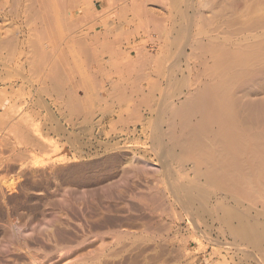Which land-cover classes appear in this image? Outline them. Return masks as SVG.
I'll return each mask as SVG.
<instances>
[{
    "label": "rangeland",
    "instance_id": "obj_1",
    "mask_svg": "<svg viewBox=\"0 0 264 264\" xmlns=\"http://www.w3.org/2000/svg\"><path fill=\"white\" fill-rule=\"evenodd\" d=\"M136 1L0 0V264H264L263 238L182 200L193 164L168 147L159 94L137 91L159 78L179 103L173 78L197 68L181 54L189 29L219 39L209 73L239 57L264 88V0Z\"/></svg>",
    "mask_w": 264,
    "mask_h": 264
},
{
    "label": "bare ground",
    "instance_id": "obj_2",
    "mask_svg": "<svg viewBox=\"0 0 264 264\" xmlns=\"http://www.w3.org/2000/svg\"><path fill=\"white\" fill-rule=\"evenodd\" d=\"M131 4H132V2H131ZM134 5H135V3H134ZM131 7H135V6H131ZM45 10H46V8H45ZM130 11H132V10H130ZM132 12L134 13V11H132ZM141 14H142V12L139 15H141ZM137 15H138V12H137ZM152 16H153V14H152ZM121 17H122V15H121ZM135 17H139V16H136V14H135ZM201 17H203V16H201ZM149 19L150 18H148V20ZM150 22H148V23H150ZM144 23H143V25H144ZM201 23H203V22H201ZM205 23H207V22H205ZM158 25L162 26L160 23ZM158 25L157 26L155 25L156 28H158ZM189 28H191V27H189ZM183 29H184V27H183ZM183 29H182V31H183ZM180 30H181V28H180ZM186 30H188V28ZM189 30H188V32L190 33L191 31H189ZM183 32H185V31H183ZM188 32L185 35V37L183 38V37H181L182 32L180 31V33H181L180 38H182V40L184 39L183 42H185V44L182 43V45L184 44V47L187 46V48L184 49V52L181 54L184 55L186 60H189L188 58H190V60L192 59V62L194 60V64L197 65L196 66L197 68H194L193 67L194 65L193 66L187 65L185 67L187 69V71L190 72V75L192 73L196 72L195 74H193L195 76L192 75L195 78H187L186 79V78H183V76H181L182 78H180V79L178 78L179 80L177 78H173V80L176 79L177 84H181L180 86H183L182 89L180 86H178V87H180L179 88L180 90H179L178 95H176V96L182 97L180 100L178 99L179 103L178 104H173V103L164 104V100H165L164 97H166L168 95H166L167 94L165 92L166 89H162L164 84H163L162 80H160L159 78H156V79L148 78L146 81L140 82L138 85L139 87L137 89L138 94L141 96H145L147 99H149L151 96L155 97V95L159 94L158 95L159 97L157 96L158 97L157 102H156V100L154 101V102H156L155 103L156 108L155 109L153 108V109L155 110V114H159L162 112L165 115L164 122L166 124V130L163 133V136L167 138L166 141H167L168 147L171 150H173L174 153L171 151L173 153V157L175 154L174 150L178 149L179 153H176L177 155L176 154L175 155L179 156L178 154H180V158L182 161L183 160H184V162L188 161V162H191V164H193V167H192L193 169H191L193 171L192 172L193 173V175H192L193 179H190L193 182L192 183L191 182L184 183L183 185H181V189L179 187V190L181 191L182 196H184L182 198V200L185 199L184 200L185 203H189L191 206L197 205L201 208H204L206 205L211 204L212 208L216 209L217 211H221L224 213L223 215L216 217L219 222L222 221V223L230 224V222H232L234 220L237 221L238 222L237 224H239V227L237 229V233H236V231H232V232H235L236 236L238 235L237 237L244 239V241L246 240L248 242L249 241L254 242L256 240H259V238L264 239V237H263L264 236V221H263L264 219L261 220L262 217L264 218V88H263L262 84L259 83V80L261 78L241 77L243 72L245 70H248V69H244L245 66H242V64L245 62L243 60H241L242 58H239V57L236 58V60L233 63L229 61L228 63H226L225 66H223V67L220 66L223 61H224L223 63L226 62V58H227L226 57L225 60H223L220 65L217 64V66L221 67V71H220L221 73L218 74V77L216 74H215L216 76H213L212 72L209 73L207 71V70H209L208 69L209 63L207 61H209V60H207L208 57H205V56H206V54L210 53L211 50H212V52H211L212 56H213V53H219V52H217L218 48L216 49L217 51L213 52L212 48L214 47V49H215V47H216L215 43H214V45H211L209 43L210 41H212L211 39H213V40H215V39L211 37L210 39H208L210 41L203 42L202 40L200 41V39L203 37H201V38L199 37L200 39H198V40L196 39V40L191 41L190 39H192V38L189 39ZM148 33L150 34V32L143 30L142 34L145 35V37L149 39V37L151 35L148 36ZM178 33H179V31H178ZM208 33H210V32H208ZM190 34H194V33L192 32ZM200 34H203V32H201ZM136 36H138V35L133 36L134 39L136 38ZM38 37H39V35H38ZM40 37H41V35H40ZM229 38L226 37V39H229ZM237 40H236V42H237ZM152 41L153 40H151V42ZM215 41L218 42L219 39H217ZM222 41H224V39H222ZM238 41L240 42L241 40H238ZM242 41H244L246 43L245 39ZM32 42H34V40ZM226 42H228V40H226ZM255 43H257L256 40H255ZM244 44L242 43L243 46H244ZM246 44H249V43H246ZM251 44L253 45V42H251ZM230 45H232V44H230ZM252 45H251V47H252ZM221 46H219V47H221ZM232 46L236 47L235 45H232ZM246 46H248V45H246ZM33 47L34 46L32 45V48ZM175 47H176V45H175ZM225 47H226V49H223L222 51L227 50V45H225ZM239 47H241V46H237L238 49H239ZM249 47H247V48H249ZM253 47L255 48V46H253ZM254 48H252L253 51H254ZM256 48H257V52H258L259 46H256ZM49 49H50V47H49ZM228 49L230 51H228V50L227 51L231 53V56H233L232 52L234 50L232 51L231 48H228ZM240 49L243 50L244 48H240ZM136 50H139V49H136ZM249 50H251V49H249ZM179 52H181V51H179ZM239 52H240V50H239ZM226 53H225V55H226ZM244 53H246V51H244ZM248 53L251 54V52H248ZM248 53H246V54H248ZM44 54H46V52H44ZM252 54H253V52H252ZM252 54L251 55L248 54V55L251 57V56H253ZM255 54H258V53H255ZM221 55L223 56V54H221ZM221 55H219V56H221ZM234 55H237V54H234ZM242 55H243V53H242ZM41 56H43V55H41ZM140 57H142V56H140ZM224 57H222V58L224 59ZM250 57L247 56V58H249V60L251 59ZM142 58H144V57H142ZM233 58H235V57H233ZM244 58H246V56ZM230 59H227V61ZM233 60L234 59H232V61ZM247 60L248 59H246L245 61H247ZM249 60L247 62H249ZM177 61L179 62V59ZM219 61H221V60H219ZM256 61H258V57H256V56L252 57L253 64ZM137 62H139V61H137ZM252 62H251V64H252ZM190 64H193V63H190ZM246 65L249 66L250 64H246ZM75 67H76V65H75ZM214 69H215V67H214ZM212 70L210 68V71H212ZM127 71H129V70H127ZM129 72L131 74L132 71H129ZM247 72H245V73H247ZM181 73L182 72H180V74ZM251 73H253V72H251ZM125 74H126V71H125ZM130 74H129V76H130ZM134 74H135V72H134ZM169 75H171V74H169ZM123 76H125L126 79L129 78L127 74L122 75V77ZM122 77H120V79ZM249 77H251V76H249ZM126 79H124V77H123V81ZM141 79H142V77H141ZM166 80H167V75H166ZM263 80H264V78H263ZM130 81H132V80H130ZM178 81H179V83H178ZM260 81H262V80H260ZM171 82H172V80H171ZM166 83L168 84V82H166ZM169 85H166V88L169 87ZM122 87H125V85ZM119 88H120V86H119ZM171 93H172V91H171ZM171 93L169 92V95ZM172 96H173V94H172ZM170 97L171 96H169V101L172 102L173 99H172V97L170 99ZM146 107H148V106H146ZM148 109H151V107ZM152 110H150V111H152ZM148 111L149 110H147V112ZM166 141H165V143H166ZM137 167H138V165H137ZM210 187L214 188L217 193H214L215 191L213 192V189H212V192L209 191L208 188H210ZM246 200L248 202H250V203H248V205H249L248 207H247V205L244 207V202ZM189 204H187V205H189ZM258 204L261 206V211L258 210V208L260 207V206H258ZM242 206H243V208H246V209H241L240 207H242ZM256 206H258V208ZM254 211H255V214H252V213H254ZM260 221H262V222H260ZM232 226H234V225H232ZM231 229H229V230H231ZM235 233H234V236H235ZM233 238H234L233 240H236L235 239L236 237H233ZM256 242H254V243H256ZM256 244H255V246H256ZM242 250H244V249H242Z\"/></svg>",
    "mask_w": 264,
    "mask_h": 264
}]
</instances>
